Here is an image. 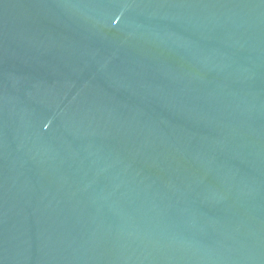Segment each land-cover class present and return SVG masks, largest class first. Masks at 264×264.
Returning a JSON list of instances; mask_svg holds the SVG:
<instances>
[{"label": "water", "instance_id": "obj_1", "mask_svg": "<svg viewBox=\"0 0 264 264\" xmlns=\"http://www.w3.org/2000/svg\"><path fill=\"white\" fill-rule=\"evenodd\" d=\"M0 264H264V0H0Z\"/></svg>", "mask_w": 264, "mask_h": 264}]
</instances>
